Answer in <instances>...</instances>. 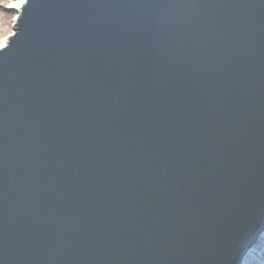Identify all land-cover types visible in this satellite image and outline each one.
Masks as SVG:
<instances>
[{
	"label": "water",
	"instance_id": "95a60500",
	"mask_svg": "<svg viewBox=\"0 0 264 264\" xmlns=\"http://www.w3.org/2000/svg\"><path fill=\"white\" fill-rule=\"evenodd\" d=\"M264 231V0H26L0 48V264H241Z\"/></svg>",
	"mask_w": 264,
	"mask_h": 264
},
{
	"label": "bare ground",
	"instance_id": "6f19581e",
	"mask_svg": "<svg viewBox=\"0 0 264 264\" xmlns=\"http://www.w3.org/2000/svg\"><path fill=\"white\" fill-rule=\"evenodd\" d=\"M24 3H25V0H11L10 3L7 5V4H5V0H0V6H2V5L5 6V7L8 6L14 11L15 15H14V17L12 19V26L14 25L16 17H17V14H18V12H20V9L22 8ZM6 29H7L6 21H4V19L0 15V48L7 44L8 38L14 33L12 27L7 33H5ZM262 240H264V231L262 232V234H261L260 238L258 239V241L254 244V246L251 248V250L245 256L242 264H246L247 263V261L252 256V251L260 244V242Z\"/></svg>",
	"mask_w": 264,
	"mask_h": 264
},
{
	"label": "rangeland",
	"instance_id": "374dc122",
	"mask_svg": "<svg viewBox=\"0 0 264 264\" xmlns=\"http://www.w3.org/2000/svg\"><path fill=\"white\" fill-rule=\"evenodd\" d=\"M10 1L11 0H5V4L8 5ZM0 15L2 16L4 21H6L7 29L5 30V33H7L11 29V27L14 31L13 27L16 26V23L19 17V12L17 14L16 20L13 26H12V19L15 14H14V11L10 7L8 6L5 7L3 5L0 6ZM243 260H242V263H243ZM246 264H264V240H262L260 244L252 251V256L250 257V259L247 261Z\"/></svg>",
	"mask_w": 264,
	"mask_h": 264
}]
</instances>
